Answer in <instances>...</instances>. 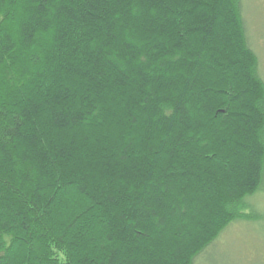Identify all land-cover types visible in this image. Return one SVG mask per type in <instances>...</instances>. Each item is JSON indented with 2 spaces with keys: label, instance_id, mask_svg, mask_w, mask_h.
<instances>
[{
  "label": "trees",
  "instance_id": "obj_1",
  "mask_svg": "<svg viewBox=\"0 0 264 264\" xmlns=\"http://www.w3.org/2000/svg\"><path fill=\"white\" fill-rule=\"evenodd\" d=\"M260 192L245 0H0V264H196Z\"/></svg>",
  "mask_w": 264,
  "mask_h": 264
},
{
  "label": "rangeland",
  "instance_id": "obj_2",
  "mask_svg": "<svg viewBox=\"0 0 264 264\" xmlns=\"http://www.w3.org/2000/svg\"><path fill=\"white\" fill-rule=\"evenodd\" d=\"M245 5L251 47L264 80V0H245ZM250 203L261 221L234 223L196 264H264V192Z\"/></svg>",
  "mask_w": 264,
  "mask_h": 264
}]
</instances>
